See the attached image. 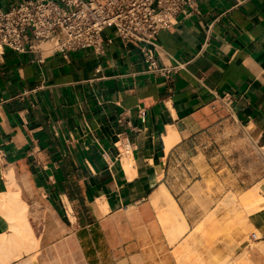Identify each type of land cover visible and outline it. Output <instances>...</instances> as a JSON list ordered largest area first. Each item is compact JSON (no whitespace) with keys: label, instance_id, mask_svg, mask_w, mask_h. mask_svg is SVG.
Segmentation results:
<instances>
[{"label":"crops","instance_id":"0c3cea01","mask_svg":"<svg viewBox=\"0 0 264 264\" xmlns=\"http://www.w3.org/2000/svg\"><path fill=\"white\" fill-rule=\"evenodd\" d=\"M20 1L0 0V9ZM102 36L100 55L49 54L45 43L0 53V199L26 205L32 253L178 264L232 170L219 161L217 136L232 126L264 145V0H192L157 35L163 76L148 73L139 47L112 28ZM235 182L239 194L264 183ZM174 206L181 217L170 215ZM6 216L0 236L11 233ZM249 225L264 239V208Z\"/></svg>","mask_w":264,"mask_h":264},{"label":"built area","instance_id":"2783aa9c","mask_svg":"<svg viewBox=\"0 0 264 264\" xmlns=\"http://www.w3.org/2000/svg\"><path fill=\"white\" fill-rule=\"evenodd\" d=\"M192 0H22L0 9V53H45L91 49L103 53V33L112 28L124 44L137 45L148 73L165 75L156 64V39L160 31L172 28L176 18ZM109 42V41H106ZM39 54H43L39 52ZM98 72V69L96 70ZM120 144L127 145L121 140ZM251 241H258L256 233Z\"/></svg>","mask_w":264,"mask_h":264},{"label":"rangeland","instance_id":"374dc122","mask_svg":"<svg viewBox=\"0 0 264 264\" xmlns=\"http://www.w3.org/2000/svg\"><path fill=\"white\" fill-rule=\"evenodd\" d=\"M217 144L224 153L220 162L229 164L232 170L224 173V189L218 190V198L211 210L212 217L201 223L195 233L199 236L194 241V251L184 252L179 257L178 264H218L223 259H234L241 253H254L256 264H264V239L251 241L250 234H260L249 225L247 205L242 203L243 195L233 190L236 184V175L242 180L247 179L248 184L264 181V145H254L250 141L240 140L239 135L230 129L217 136ZM217 146V149H218ZM239 181V177H237ZM264 183L257 184L258 197L263 189ZM209 184H206V191ZM254 187V186H253ZM263 198V197H262ZM210 219V220H208ZM230 237V238H229ZM191 237H189L190 239ZM231 239L232 250L222 252L225 240ZM192 247H190L191 249ZM35 251V250H34ZM33 251V252H34ZM13 264H78L77 260L65 258L62 253H38L23 254L20 258L12 260ZM11 261V262H12Z\"/></svg>","mask_w":264,"mask_h":264},{"label":"bare ground","instance_id":"6f19581e","mask_svg":"<svg viewBox=\"0 0 264 264\" xmlns=\"http://www.w3.org/2000/svg\"><path fill=\"white\" fill-rule=\"evenodd\" d=\"M258 190V186L250 188L249 191L245 193L246 195H243L241 200L242 203L247 205L248 212L251 216L264 208V198L260 196L258 197ZM161 194L165 195V191L162 190ZM8 197V199H0V211H3L4 214L7 215L6 217L10 221L11 231L9 234L0 236V264L10 263L12 260L20 258L23 254H29L33 252L38 247V239L34 236L33 231L31 230L27 221L28 216H26V205L14 197ZM170 213L171 216L181 217L178 209L175 206L172 207ZM184 230H186V227ZM237 261L240 264H256V261L251 260L249 257H244V259H238L237 257V259H231V263H229V260L223 259V261L219 262L218 264H233Z\"/></svg>","mask_w":264,"mask_h":264}]
</instances>
